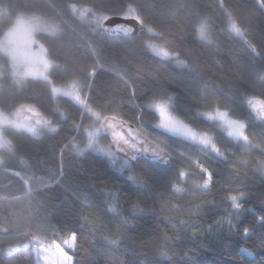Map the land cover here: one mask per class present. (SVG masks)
I'll use <instances>...</instances> for the list:
<instances>
[{"label":"snow or ice","instance_id":"6c2138e0","mask_svg":"<svg viewBox=\"0 0 264 264\" xmlns=\"http://www.w3.org/2000/svg\"><path fill=\"white\" fill-rule=\"evenodd\" d=\"M255 4L264 12V0ZM148 7L154 9L155 4ZM190 10L195 22L184 34L192 50L199 49L198 55L214 64L217 72L198 71L190 54L177 45L173 28L163 17L143 11L136 0H124L118 12L94 14L93 23L110 42L112 56L123 62L93 52L98 67L109 75L105 86L118 98L94 107L89 102L91 82L87 94L74 97L83 112L74 121L75 134L56 149L59 167L54 178L42 185L45 192L59 186L65 195L56 202H51L54 197L40 202L43 211L33 210L35 223L25 230L24 243L8 245L0 264H160V259L142 251L151 242L132 234L141 216L157 210L187 216L178 220L172 235L161 234L154 253L175 264L179 254L169 245L181 239L179 233L199 237L207 215L204 207L215 209L219 218H213L203 232L220 233L226 225L225 251L238 245L235 256L229 253L233 260L243 261L240 253L252 256L254 251L246 243H232L236 237L246 241L258 232L259 249L264 250V128L251 130L257 122L264 125V46L238 6L228 0H215L214 6L193 3ZM170 15L175 17L177 10L171 8ZM132 44L138 54L127 47ZM221 46L227 49V70L219 60L205 57L208 47ZM96 75L97 68H91V81ZM206 75H211L212 83L205 81ZM221 82L228 83V93L220 88ZM83 113L91 117L87 125ZM70 147L77 156L91 153L106 160L125 185L146 196H130L119 183L100 187L92 177L88 186L98 199L74 193L64 184L63 159ZM141 160L148 169L137 170ZM249 172L260 177L259 195L241 179ZM201 192L214 193V198L202 200L197 195ZM190 193L192 199H178ZM70 217H74L71 223ZM0 231H8L7 223H0ZM90 238L96 243L90 244ZM200 247L212 250L203 242ZM188 264L196 261L189 258ZM251 264H264V259Z\"/></svg>","mask_w":264,"mask_h":264},{"label":"trees","instance_id":"16d2710c","mask_svg":"<svg viewBox=\"0 0 264 264\" xmlns=\"http://www.w3.org/2000/svg\"><path fill=\"white\" fill-rule=\"evenodd\" d=\"M123 2L124 0H0V110L10 116H16V110L22 104H35L50 121V124L44 123L39 135L33 134L25 128L14 126H5L2 129L4 135L11 142V146L0 148V223L8 225L6 233L0 231V258L7 255L8 245L24 243L25 230L30 224L34 225L35 223L31 219L33 210L43 211L39 209L41 201L47 202L48 197H54L55 199L51 202H56L65 195L59 186L45 192L42 185L54 178L53 173L59 167L56 149L68 136L75 134L74 121L80 119L83 110L72 97L65 94L55 95L53 86L62 89L76 87L79 89L80 95H84L88 93V86L91 82L89 102L97 108L114 102L118 98L117 94L105 86L109 75L98 67L93 52L115 59L119 64L123 62L119 56H112L111 49L108 47L110 42L93 23V16L95 13L118 12ZM136 2L142 6L143 11L154 12L157 17H163V22L173 28L177 45L190 54L198 71L206 69H211L212 72L218 71L214 64L198 55L199 49L192 50L191 40L184 34V30L190 29L195 22V16L191 12L190 6L193 3L214 6L215 0H136ZM228 2L238 6L241 17L257 35V41L264 46V40H261V34H264V12L256 7L255 0H228ZM149 4H155V8H149ZM171 8L177 10L175 17L170 15ZM215 14L220 15L219 10ZM21 17H33L40 24L35 31L34 45L37 49L44 50L51 63L47 79L16 75L12 58L1 46V41L8 30ZM45 26L52 28L49 29ZM127 47L138 54L139 49L136 45H127ZM205 57L219 60L225 70L228 69L229 57L227 49L223 46L219 50L216 47H208ZM146 59L153 62L150 57H146ZM93 67L97 68L95 81H91L89 76V70ZM220 75L223 76L224 72H220ZM204 79L212 83L209 81L211 75H206ZM220 88L224 93L229 92L227 82H221ZM231 89L235 91V85H232ZM23 118L30 119L29 117ZM90 122L91 117L87 113H83V123L87 125ZM48 125L52 128H48ZM202 126L206 125L202 122ZM262 128L264 125L257 122L251 130L258 132ZM255 155L259 156L258 153ZM41 159L45 161L43 165L37 163ZM141 166L145 169L149 168V165L145 164L143 160L140 161L138 171ZM63 167L64 184L82 197H88L94 201L98 199L93 189L88 186L89 177L94 178L100 187L119 183L130 196H146V193L125 185L123 178L108 167L107 161L98 155L89 153L83 157L77 156L73 154L70 147V150L65 153ZM28 178L31 179L30 185ZM241 179L250 190L259 195L262 186L258 175L249 172L247 177L242 176ZM197 195L200 199L207 201L214 198V193L201 192ZM178 199L187 201L192 199V195L190 193L182 198L178 197ZM253 202L255 203V201ZM148 203L151 204L152 201L149 200ZM158 207L157 205V209ZM202 212L207 215L203 217L199 237H191L190 233L189 236L179 233L181 239L169 245L175 253L179 254L174 258L175 264H188L189 258L195 260L196 264H216V262L251 264L253 260L259 262L264 259V250L259 249L261 237L257 232L248 237L246 241L241 240V237H236L232 243H236V241L246 243L254 251L252 256H248L246 252L240 253L239 255L244 257L243 261H239L238 257L233 260L229 253L235 256L238 245L225 251L229 244L227 226L225 225L220 233L212 235L204 233L203 229L207 227V224L213 218L219 217L216 215L215 209L204 207ZM72 219L74 217L69 218V223ZM179 219H187V216H178L175 213H163L157 210L155 213L141 216L137 221L136 231L132 234L140 237L142 241L151 242L142 248V251L150 258L160 259V264H172L170 261L155 257L154 253L160 243L161 234L166 231L168 235H172V229L179 228ZM201 242L209 245L212 249L211 252H205L200 247ZM95 243L96 241L90 238V244ZM184 253L187 255H183Z\"/></svg>","mask_w":264,"mask_h":264},{"label":"rangeland","instance_id":"374dc122","mask_svg":"<svg viewBox=\"0 0 264 264\" xmlns=\"http://www.w3.org/2000/svg\"><path fill=\"white\" fill-rule=\"evenodd\" d=\"M40 26L39 22L33 17H21L15 25L8 30L6 36L1 41V46L7 52L9 57L12 58L13 67L15 68L16 75L23 77H34L40 79H47L48 71L51 63L44 50L37 49L35 43V31ZM51 29L52 27L45 26ZM54 87L55 95H66L74 97L80 94L78 88H59ZM74 101H76L74 99ZM5 126H14L16 128H25L30 130L33 134H40L44 124L40 121H32L28 118L22 120L15 115H8L0 110V148L11 146V142L4 135L2 131ZM54 127V126H53ZM48 128L52 126L48 125Z\"/></svg>","mask_w":264,"mask_h":264},{"label":"water","instance_id":"95a60500","mask_svg":"<svg viewBox=\"0 0 264 264\" xmlns=\"http://www.w3.org/2000/svg\"><path fill=\"white\" fill-rule=\"evenodd\" d=\"M16 116L18 118L29 117L33 121H41L43 124H50V121L46 119L41 109L38 108L35 104H22V106L17 108Z\"/></svg>","mask_w":264,"mask_h":264}]
</instances>
